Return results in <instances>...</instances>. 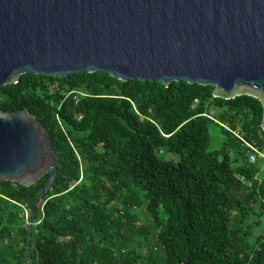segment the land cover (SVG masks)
Instances as JSON below:
<instances>
[{
	"label": "trees",
	"instance_id": "1",
	"mask_svg": "<svg viewBox=\"0 0 264 264\" xmlns=\"http://www.w3.org/2000/svg\"><path fill=\"white\" fill-rule=\"evenodd\" d=\"M215 89L101 71L26 73L1 87L0 112L30 110L60 161L32 228L50 173L31 186L0 181V264H264V162L251 163L233 132L264 151V104ZM213 126L225 136L222 152L211 148ZM143 204L145 220L132 214ZM119 226L141 249L130 259L104 245ZM253 227L263 229L251 245ZM151 235L161 259L147 249Z\"/></svg>",
	"mask_w": 264,
	"mask_h": 264
},
{
	"label": "water",
	"instance_id": "2",
	"mask_svg": "<svg viewBox=\"0 0 264 264\" xmlns=\"http://www.w3.org/2000/svg\"><path fill=\"white\" fill-rule=\"evenodd\" d=\"M82 71L213 85L216 97L264 104V0H0V88ZM59 161L30 110L0 112V181L31 186L50 173L31 228Z\"/></svg>",
	"mask_w": 264,
	"mask_h": 264
},
{
	"label": "rangeland",
	"instance_id": "3",
	"mask_svg": "<svg viewBox=\"0 0 264 264\" xmlns=\"http://www.w3.org/2000/svg\"><path fill=\"white\" fill-rule=\"evenodd\" d=\"M216 113H219V111H216ZM240 129V127H239ZM242 130V129H241ZM211 133H212V146L211 148L212 149H215V150H219L222 152L223 150V142L225 141V136L222 135L221 131L219 130L218 127L216 126H213L211 128ZM235 153V152H234ZM170 158H173V159H177L176 156H173V155H170ZM241 197H244L246 195V191L245 190H240L237 192ZM132 214L135 215V216H138L140 218H142L141 220H145L146 218V208H145V205L143 204L142 206H139L135 209H133L132 211ZM140 224H148V222L146 221H143L141 222ZM121 227H115V228H109L108 231H107V241L104 243L105 246H110L111 244L114 245V256L116 255H120V252L123 251V250H127L128 252H130L132 249H135V251L132 253H126V257H128L129 259L131 258V256H134L135 254H139V252H141V249L140 248H137L136 246H139L138 245V242L137 240H135V238L133 237V234L130 230H119ZM263 227H253L252 228V235L249 237L248 239V242L251 244V245H254L255 242H256V238L257 236L261 233ZM143 236V235H142ZM127 238V239H125ZM139 239V237L137 238ZM113 241V242H112ZM98 242V241H97ZM96 242L95 246L96 247H99V249L101 248V245L98 244ZM102 249V248H101ZM147 249L149 252H152L156 258L158 259H161L164 257V249L163 247L161 246V243L158 241L157 237L154 236V235H151L149 237V240H148V243H147ZM104 251L101 250V252ZM106 251H109V249H107ZM146 263V262H145ZM102 264V263H101ZM146 264H150L149 262H147Z\"/></svg>",
	"mask_w": 264,
	"mask_h": 264
},
{
	"label": "built area",
	"instance_id": "4",
	"mask_svg": "<svg viewBox=\"0 0 264 264\" xmlns=\"http://www.w3.org/2000/svg\"><path fill=\"white\" fill-rule=\"evenodd\" d=\"M83 94V93H82ZM233 132L243 141V143L247 146L248 148V157L249 161L251 163H255L259 160H262L264 162V151L255 143L248 141L245 139L244 134L241 130V128L233 130ZM239 178L244 182L248 184H252V182H248L244 176H239ZM26 215L27 217L29 216L28 211L26 210Z\"/></svg>",
	"mask_w": 264,
	"mask_h": 264
}]
</instances>
